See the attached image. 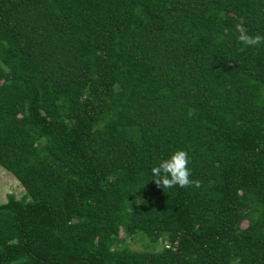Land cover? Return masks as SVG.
Wrapping results in <instances>:
<instances>
[{
  "label": "trees",
  "instance_id": "obj_1",
  "mask_svg": "<svg viewBox=\"0 0 264 264\" xmlns=\"http://www.w3.org/2000/svg\"><path fill=\"white\" fill-rule=\"evenodd\" d=\"M238 26L264 36V0H0V168L22 189L0 264H264V44ZM177 150L201 187L154 183Z\"/></svg>",
  "mask_w": 264,
  "mask_h": 264
},
{
  "label": "clouds",
  "instance_id": "obj_2",
  "mask_svg": "<svg viewBox=\"0 0 264 264\" xmlns=\"http://www.w3.org/2000/svg\"><path fill=\"white\" fill-rule=\"evenodd\" d=\"M238 42L244 46L256 47L264 44V36L259 34L249 35L247 29L238 26ZM241 51L244 49L241 48ZM189 156L184 150H177L171 154L168 159L162 160L157 166L151 169V174L154 183L157 187L170 189L175 186L180 188L201 187L199 180L191 179V170L188 167ZM230 264H241L240 258L235 257L230 261Z\"/></svg>",
  "mask_w": 264,
  "mask_h": 264
},
{
  "label": "rangeland",
  "instance_id": "obj_3",
  "mask_svg": "<svg viewBox=\"0 0 264 264\" xmlns=\"http://www.w3.org/2000/svg\"><path fill=\"white\" fill-rule=\"evenodd\" d=\"M21 192L22 189L13 179V177L2 168H0V203L4 201V196L6 193H11L14 197H18ZM119 236H121V233H119ZM139 236L142 237L141 235ZM142 238L144 239L143 241H141L138 236H133L132 239H126L125 242L128 248L132 250H157L160 248L159 243L153 245L148 244L145 238Z\"/></svg>",
  "mask_w": 264,
  "mask_h": 264
}]
</instances>
